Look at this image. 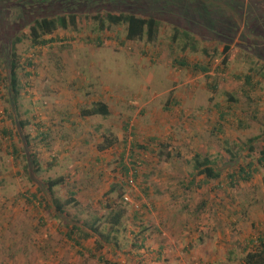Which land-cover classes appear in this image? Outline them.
I'll list each match as a JSON object with an SVG mask.
<instances>
[{"label": "rangeland", "instance_id": "obj_1", "mask_svg": "<svg viewBox=\"0 0 264 264\" xmlns=\"http://www.w3.org/2000/svg\"><path fill=\"white\" fill-rule=\"evenodd\" d=\"M232 1L243 25L226 55L194 25L193 48L167 15L154 41L82 17L50 46L17 45L16 98L0 57V264H244L264 236V0ZM99 103L109 117L82 114ZM108 136L119 143L99 152ZM197 158L221 176L200 174ZM49 181L62 183L51 192ZM113 210L125 217L111 228Z\"/></svg>", "mask_w": 264, "mask_h": 264}, {"label": "trees", "instance_id": "obj_2", "mask_svg": "<svg viewBox=\"0 0 264 264\" xmlns=\"http://www.w3.org/2000/svg\"><path fill=\"white\" fill-rule=\"evenodd\" d=\"M226 1L229 6L228 8L220 7L214 3L211 13L208 10L210 5L204 4L203 0H0V57H8L10 66V76L5 82H9L10 94L15 98L18 97L21 87L19 78L20 63L17 53V45L19 43L26 39L30 40L34 47L51 45L54 42V39L50 38L51 35L58 29L66 30L73 28L77 30L79 19L82 17H86L87 19L94 18L98 22L97 31H104L110 26L127 24V40H143L148 37L150 41H154L162 23L161 21L167 15L168 19L173 21L172 23L177 20V22L182 24L178 26L177 32H181L182 36L191 41L193 48L197 49L194 35L198 34V32L187 30V27L194 25V29L198 28V30L202 31L203 27V29L217 35L219 40L224 44L223 52L226 55L233 48V37L231 36H235L243 25L242 20L237 19L238 8L233 6L232 0ZM146 6L149 8L148 12L141 15L139 13L140 9ZM261 8H264V5H261V3L255 6L256 10ZM102 12L105 14L102 15ZM252 15L250 14V17ZM252 21H256L255 17L251 18V22H248V25ZM195 22L199 24L197 25ZM10 27H15L12 37L8 36L7 33ZM244 27L247 29V24ZM250 31L252 30L250 29ZM247 32L249 33L248 29ZM228 33L231 35H228ZM176 38H179V34H177ZM251 41L255 42L253 39ZM102 44L103 40L99 38L97 45ZM203 51L206 52V50ZM253 54L256 55V52H253ZM231 60L232 58L229 56L226 59L224 58L221 66L226 67ZM27 66H31V60L27 61ZM202 71L207 73L209 69L202 68ZM27 77H29V74ZM241 79L244 80L245 85L249 86L251 80L248 75ZM213 90L215 91L216 88ZM82 114L89 117L102 115L106 118L110 116V109L107 104L99 103L91 109L84 110ZM23 122V120L19 119L16 124L22 142L29 146L30 142L34 140L28 134L27 124ZM3 133L9 135L10 131L4 130ZM49 138V133L41 134L40 142L44 144ZM118 143V139L115 136L104 137L103 141L97 146V149L99 152H105L115 147ZM13 150L14 153H17L15 145L13 146ZM29 156L28 151L26 157ZM31 163L38 167L37 171L40 169V163L36 157L33 156ZM195 168L200 174H204L210 179H217L221 176L219 172L211 167V161L208 158H204L203 161H199L197 158ZM125 170L129 172L127 168ZM61 183L49 181V191L53 192L54 187ZM54 204L58 212L63 211L62 205L59 202H55ZM124 217V210H113L112 213L110 212L107 223L111 228H114L121 224ZM77 230L80 233L84 232L86 239L90 237V234L83 231L79 226ZM256 243L255 248L249 250L244 257V264H264V236L257 238Z\"/></svg>", "mask_w": 264, "mask_h": 264}]
</instances>
